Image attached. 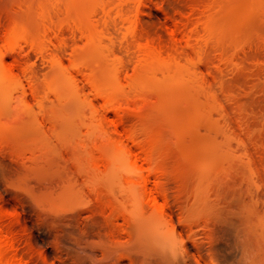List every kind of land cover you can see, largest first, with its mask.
<instances>
[{
    "label": "rangeland",
    "instance_id": "obj_1",
    "mask_svg": "<svg viewBox=\"0 0 264 264\" xmlns=\"http://www.w3.org/2000/svg\"><path fill=\"white\" fill-rule=\"evenodd\" d=\"M0 60L6 261L264 264V0H0Z\"/></svg>",
    "mask_w": 264,
    "mask_h": 264
},
{
    "label": "bare ground",
    "instance_id": "obj_2",
    "mask_svg": "<svg viewBox=\"0 0 264 264\" xmlns=\"http://www.w3.org/2000/svg\"><path fill=\"white\" fill-rule=\"evenodd\" d=\"M21 31V30H20ZM20 31H18L20 34H21V32ZM18 33V34H19ZM19 34V36L17 35V32H15L14 34L12 33V35H11V37L9 38V39H7L9 42H13L16 38L18 39V37H21L22 35H20ZM18 36V37H17ZM6 40V41H7ZM14 42H16V41H14ZM10 44V43H9ZM147 51V50H146ZM149 52V51H148ZM155 52V51H154ZM153 52V48H152V54L151 55H154L155 53ZM157 52V51H156ZM155 56V55H154ZM161 56V55H160ZM160 56L158 55V58L160 59ZM157 57V56H156ZM153 59L155 58V57H152ZM158 59V60H159ZM161 60V59H160ZM1 61V60H0ZM4 72V71H3ZM7 72V71H6ZM5 72V74L7 75V73ZM5 74H4V76H5ZM6 77V76H5ZM106 96H108L109 97V95H106ZM105 97V96H104ZM106 98V97H105ZM107 100V99H106ZM110 101V100H109ZM148 157V156H147ZM149 158H150V156H149ZM145 159L146 160H149V159H147L146 157H145ZM135 160H136V158H135ZM137 161V160H136ZM135 161V162H136ZM134 162V161H133ZM137 163V162H136ZM138 164V163H137ZM139 166V165H138ZM141 167V166H140ZM142 168V167H141ZM136 169V168H135ZM136 170H138V169H136ZM139 171H140V168H139ZM142 171V170H141ZM156 172V171H155ZM158 172V171H157ZM140 174H141V172H139ZM144 185V184H143ZM144 187V186H143ZM146 188V187H145ZM143 190H145L144 188H143ZM151 194V193H150ZM154 196V195H153ZM152 196V197H153ZM156 197L154 198V200H153V205H154V203L155 202H157L156 200ZM150 201H151V198L149 199ZM155 201V202H154ZM157 204H158V202H157ZM156 203H155V205H157ZM154 205V207H156ZM159 206V205H158ZM163 207V206H162ZM158 207H156V209H157ZM160 208V207H159ZM2 237V236H1ZM0 237V238H1ZM3 240V239H2ZM1 239H0V264H13L12 262L10 263L9 261H6L5 259H4V257H3V246H4V243H5V240H4V242L2 241ZM5 247V246H4Z\"/></svg>",
    "mask_w": 264,
    "mask_h": 264
}]
</instances>
